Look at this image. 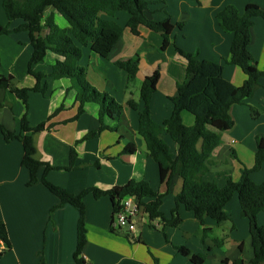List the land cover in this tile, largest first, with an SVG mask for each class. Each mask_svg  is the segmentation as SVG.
Masks as SVG:
<instances>
[{
  "label": "crops",
  "instance_id": "1",
  "mask_svg": "<svg viewBox=\"0 0 264 264\" xmlns=\"http://www.w3.org/2000/svg\"><path fill=\"white\" fill-rule=\"evenodd\" d=\"M147 1L151 3L149 17L170 19L173 24L171 38L179 48L199 59L222 64L224 78L235 87L243 83L246 75L241 68L226 62L232 34L219 27L216 14L226 6L241 13L248 4L264 10V0ZM50 13L59 28L68 27L67 21L52 7L43 12V17ZM100 16L118 23L121 34L107 58L93 52L90 46L83 47L79 65L85 69L93 87L123 105L125 119L116 130L105 129L96 137L84 138L98 128L99 105L85 103L83 112L75 118L79 106L78 89L71 78L47 79V94L30 91L26 105L12 91L0 87V102L3 103L0 125L18 134L24 115L29 127L44 125L41 131L28 132L35 149L33 157L42 163L37 171V182L32 185L28 184L27 168L21 164L22 142L5 141L0 133V222L5 224L10 242L7 248L0 240V264H76L74 253L80 213L68 203L59 205L60 199L44 185L43 177L73 194L90 188L107 192L135 181L145 182L154 192L163 195L160 211L164 218H150L141 205L137 219L139 236L133 241L126 234V228L113 225L110 195L95 197L92 192L87 193L83 197L85 242L79 256L82 264H195L190 256L201 253L205 255L202 264H233L236 260L248 264L253 256L249 221L241 216L236 193L224 208L228 219L220 224L206 217L201 225L184 206L178 208L181 219L178 225L165 223L164 219L171 217L174 197L182 188V180L177 174L167 181L160 180L158 166L138 133L139 111L130 108L127 101L133 100L139 104V109L142 108V81L157 70L160 76L150 111L153 120L161 124L171 115L170 97L175 95L177 84L185 79L184 61L173 45L161 49L160 33L140 25L138 34H133L127 27V12L120 11L112 16L101 13ZM21 22L7 20L0 0V23L14 29ZM248 48L255 67L264 71V17L253 18ZM31 52L28 31L0 34V73L12 75L18 88H32L36 83L28 71ZM134 55L138 56V70L129 82L127 73L115 62ZM57 59L61 56L47 51L44 60L31 68L35 72L48 73ZM251 108L257 115L252 116ZM229 113L233 126L220 133V143L210 156L203 176L205 181H214L218 186L225 185L226 177L238 181L242 169H250L254 164L258 137L264 136V77L259 79L253 95L240 104H233ZM188 114L182 113L183 122L192 125L193 117ZM103 122L107 126L115 124L108 115ZM161 138L176 155V144L168 134L163 132ZM129 146H132L130 151L127 150ZM71 148L73 168L66 169L70 164ZM249 176L255 183H261L264 163ZM257 220L264 226V213H259ZM180 247L188 249L189 255L180 253Z\"/></svg>",
  "mask_w": 264,
  "mask_h": 264
},
{
  "label": "trees",
  "instance_id": "2",
  "mask_svg": "<svg viewBox=\"0 0 264 264\" xmlns=\"http://www.w3.org/2000/svg\"><path fill=\"white\" fill-rule=\"evenodd\" d=\"M1 2L8 21L19 19L22 22L14 29H9L7 25L0 23V34L28 31L32 46L28 71L35 77L36 83L32 88H18L14 85L12 75L0 73V87L12 91L26 105L30 91L47 94V79L71 78L78 89L79 106L75 118L83 112L85 103L95 102L99 105L98 128L86 134L84 138L96 137L105 129L116 130L117 125L125 119L123 105L93 87L87 80L85 69L79 65L83 47L90 46L93 52L107 58L121 34L118 23L103 19L100 14L112 16L117 12L125 11L129 15L127 27L133 34H138L139 26L144 25L161 34L163 40L161 49L173 45L184 61L186 76L183 82L177 84L175 95L170 97L173 104L171 115L161 124L151 117L150 102L160 76L157 70L144 77L142 81L140 87L142 108L139 109V104L133 100L127 101L130 108L139 111L138 133L145 141L148 154L158 166L160 180L167 181L174 174L182 180V188L174 197L175 205L171 210V217L164 221L171 226L178 225L181 222L178 208L184 206L186 210L194 214L199 224L202 225L206 217L220 224L228 219L224 208L236 193L239 198L241 216L249 221L253 256L248 264L264 263V226L257 220V215L264 213V180L257 184L249 176L264 163V136L258 137L252 168H243L238 181L235 182L230 177H226L225 185L218 186L214 181L203 179L210 163V156L220 143V133L233 126L229 113L230 107L251 97L259 85V79L264 77V71L255 67L248 48L253 18L264 17V10L256 5L248 4L241 13L232 6H226L216 14L219 27L232 34L229 58L226 62L237 65L246 75L243 83L235 87L224 78L222 64L199 59L195 54L179 48L171 38L173 24L170 19L167 17L156 20L149 17L151 3L147 0H22L21 3L17 0H1ZM49 7L67 21V28H59L53 20L52 13L43 17V12ZM177 26L181 25L177 24ZM47 51L54 52L61 56V59H57L50 66L48 73L33 71L32 65L43 61ZM137 63V55L115 62L118 68L127 73L129 82L136 76ZM2 106L3 103L0 102V107ZM183 112L193 116L192 125H186L183 122ZM251 112L252 116L257 115L255 109L251 108ZM105 115L115 120L113 126L104 124ZM20 126L21 132L17 134L0 125V133L5 141L17 139L22 142L24 154L21 164L27 168L28 184L32 185L37 182V171L42 163L33 157L35 149L28 132L41 131L44 125L29 127L24 115ZM163 132L168 134L176 144V155L161 138ZM131 147L129 146L127 150L130 151ZM73 162L74 153L71 148L70 164L66 169L73 168ZM42 182L60 199L59 205L68 203L80 213L77 249L74 253L76 264H82L79 256L85 242L83 197L87 193L92 192L95 197L103 194L110 195L113 202L112 216L119 210V201L125 196L132 195L136 197L139 205L143 206L144 212L150 218H164L160 211L163 195L154 192L145 182L130 181L123 186L113 187L107 192L90 188L79 194L54 186L44 177ZM146 198H148L147 201H145ZM0 240L7 248L10 247L3 222H0ZM179 252L184 256L189 255V250L184 247H180ZM190 259L195 264H202L205 255L194 254L190 256ZM243 263V260L233 262V264Z\"/></svg>",
  "mask_w": 264,
  "mask_h": 264
},
{
  "label": "built area",
  "instance_id": "3",
  "mask_svg": "<svg viewBox=\"0 0 264 264\" xmlns=\"http://www.w3.org/2000/svg\"><path fill=\"white\" fill-rule=\"evenodd\" d=\"M140 214V205L135 196L128 195L119 201V210L113 215V225L116 228H126V234L133 241L137 240L139 232L137 219Z\"/></svg>",
  "mask_w": 264,
  "mask_h": 264
},
{
  "label": "rangeland",
  "instance_id": "4",
  "mask_svg": "<svg viewBox=\"0 0 264 264\" xmlns=\"http://www.w3.org/2000/svg\"><path fill=\"white\" fill-rule=\"evenodd\" d=\"M188 115H190V117H193V116H191V114H190V113H189ZM188 117H189V116H188ZM190 117H189V118H190ZM190 119H191V118H190ZM186 124H187V123H186ZM187 125H188V124H187Z\"/></svg>",
  "mask_w": 264,
  "mask_h": 264
}]
</instances>
